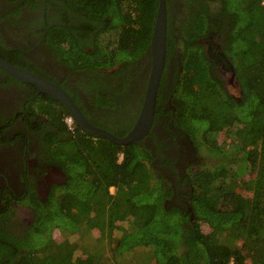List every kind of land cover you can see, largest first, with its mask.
Segmentation results:
<instances>
[{
    "label": "trees",
    "instance_id": "1",
    "mask_svg": "<svg viewBox=\"0 0 264 264\" xmlns=\"http://www.w3.org/2000/svg\"><path fill=\"white\" fill-rule=\"evenodd\" d=\"M158 7L159 0H0V23L25 42L43 39L71 70L91 73L86 94L94 115L69 86L58 85L94 125L123 136L142 107ZM167 7L154 118L162 133L151 129L149 143L123 146L76 122L70 130L67 107L38 95L52 102L50 120L62 119L68 132L66 140L45 139L67 181L46 200L28 181L19 194L0 190V264H264L262 0H167ZM210 36L220 46L219 63L202 42ZM3 43L1 57L56 82L25 49ZM220 62L232 66L238 97ZM222 131L230 140L220 144ZM14 201L30 210V220L18 221ZM94 228L102 234L90 240ZM55 229L80 233L84 243L57 241Z\"/></svg>",
    "mask_w": 264,
    "mask_h": 264
},
{
    "label": "flooded vegetation",
    "instance_id": "2",
    "mask_svg": "<svg viewBox=\"0 0 264 264\" xmlns=\"http://www.w3.org/2000/svg\"><path fill=\"white\" fill-rule=\"evenodd\" d=\"M16 31L18 32V30ZM17 32L5 29L0 23V39L4 42L3 44L25 49L24 55L31 63L40 68L45 76H49V78L56 81L55 83L58 84V81H63L65 85L69 86L71 91L77 93L79 99L83 101L89 110V114L94 115L97 111L87 104L86 94V87L91 84L93 75L87 71L75 72L57 61L52 51L43 44V39L41 41L37 37H32L25 42L17 35ZM202 42L206 44L207 52L211 57L219 63L222 57L218 53L220 46L217 43V39L210 36V39L203 40ZM150 62L148 65H150ZM220 66H222L221 69H225L227 65L220 62ZM227 67V72L234 77V73L232 74L229 70L232 66L229 64ZM68 69L70 70L68 71ZM143 71L147 72L149 77V68L147 67ZM5 73L4 70H0V127L2 129L0 137L3 139L0 141V190L8 186L15 193L19 194L24 190L27 184L26 181H28L30 182L29 185L35 187L36 195L40 199L46 200L55 188L66 183L67 177L63 169L51 161V154L46 148L45 139L48 138L47 136H54L66 140L68 132L64 130L62 119L56 117V121L50 120L49 117L52 116L50 111L49 113H38L32 106L33 99H37V95L43 93H38L34 85L21 82L13 77L10 78L9 74L7 73L8 75H6ZM222 73L225 77L228 75L223 70ZM79 82L81 89L77 87ZM28 85L35 87L37 93L33 94V87ZM30 101L32 102L30 103ZM98 115L96 114V117ZM4 120L8 122V126L3 129L6 125ZM114 125L118 126L115 120ZM133 126L131 128L126 126L124 129L128 132L123 136L127 135ZM152 130L157 134H161L163 127L161 124L154 125L153 123ZM146 139L149 143L150 139L147 136ZM123 157L124 154L120 153L119 160H122ZM173 186L175 187V185ZM13 206L17 209H23L21 211L24 213H30L26 206L20 207L17 201L13 202ZM27 220L30 219L26 218L25 221Z\"/></svg>",
    "mask_w": 264,
    "mask_h": 264
},
{
    "label": "water",
    "instance_id": "3",
    "mask_svg": "<svg viewBox=\"0 0 264 264\" xmlns=\"http://www.w3.org/2000/svg\"><path fill=\"white\" fill-rule=\"evenodd\" d=\"M167 34V0H159V7L150 43L151 67L142 108L133 128L123 137H118L109 130L91 123L83 114V111L73 97L53 81L28 69L17 66L1 56L0 68L13 78L34 85L38 93L49 95L54 101L64 104L75 122L91 134L106 137L120 145H127L145 139L151 132L155 118L158 91L166 66Z\"/></svg>",
    "mask_w": 264,
    "mask_h": 264
},
{
    "label": "rangeland",
    "instance_id": "4",
    "mask_svg": "<svg viewBox=\"0 0 264 264\" xmlns=\"http://www.w3.org/2000/svg\"><path fill=\"white\" fill-rule=\"evenodd\" d=\"M67 56V55H66ZM6 75H8L7 73H5ZM226 80H227V83H228V89L229 91L236 97H238L240 95V92H239V88L238 86L235 84V80L234 78L228 74L226 75ZM47 101V102H46ZM44 99V97L42 96H38L37 95V99H33V102L30 101V103L32 104V106L37 110L38 113H49L51 107H52V102L49 101V100H46ZM26 105V103H25ZM25 110H26V107H25ZM23 111V110H22ZM49 116V115H47ZM218 142L221 144L223 142H225L227 140V137H226V132L225 131H222L219 135H218ZM230 138H228L227 141H229ZM112 192H115V189L112 188L111 189ZM245 195L247 196L248 195V192L244 191ZM20 207H25L23 205H20ZM23 209H19L18 213H17V219L19 222H23L25 221L26 218L28 219H31V214L30 213H24L23 211H21ZM30 211V210H29ZM203 229L205 231H208V228L207 227H203ZM102 234L101 230L99 228H94L92 229V231L88 232V237L90 238H96V237H100ZM53 235L55 237V239H57V241H62L63 239H68L70 240V242H75L77 244H83L84 243V240L80 238L81 234L80 233H74V234H68V232L65 234L63 232H61L59 229H55L54 232H53ZM121 236V233L119 232L118 228H116L114 230V237H120ZM90 238V240H91ZM83 240V241H82ZM110 242V239L108 238H105V241L104 243H109ZM113 243V242H112ZM85 254L84 252H82L81 250V247H77L76 248V251H75V256L76 257H81V255ZM129 256V255H128ZM113 262L115 259H111ZM122 260V259H121ZM126 262V260H125ZM123 263V264H126V263Z\"/></svg>",
    "mask_w": 264,
    "mask_h": 264
},
{
    "label": "built area",
    "instance_id": "5",
    "mask_svg": "<svg viewBox=\"0 0 264 264\" xmlns=\"http://www.w3.org/2000/svg\"><path fill=\"white\" fill-rule=\"evenodd\" d=\"M262 5L264 6V0H262ZM65 122L68 126V129H73L74 128V119L72 116L68 115L66 118H65Z\"/></svg>",
    "mask_w": 264,
    "mask_h": 264
},
{
    "label": "clouds",
    "instance_id": "6",
    "mask_svg": "<svg viewBox=\"0 0 264 264\" xmlns=\"http://www.w3.org/2000/svg\"><path fill=\"white\" fill-rule=\"evenodd\" d=\"M71 116V115H70ZM66 118V117H65ZM65 120V119H64ZM75 121V120H74ZM112 192V191H111ZM113 193V192H112Z\"/></svg>",
    "mask_w": 264,
    "mask_h": 264
}]
</instances>
